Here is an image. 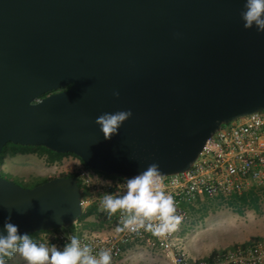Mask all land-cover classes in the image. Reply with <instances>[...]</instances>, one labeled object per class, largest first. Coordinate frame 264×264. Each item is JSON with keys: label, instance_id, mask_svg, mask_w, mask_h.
Here are the masks:
<instances>
[{"label": "water", "instance_id": "95a60500", "mask_svg": "<svg viewBox=\"0 0 264 264\" xmlns=\"http://www.w3.org/2000/svg\"><path fill=\"white\" fill-rule=\"evenodd\" d=\"M243 7L0 0V152L42 145L121 176L188 169L223 123L264 111V32L244 27ZM128 109L104 138L96 117ZM81 195L75 176L24 186L0 173V231L9 217L29 234L70 224Z\"/></svg>", "mask_w": 264, "mask_h": 264}, {"label": "built area", "instance_id": "2783aa9c", "mask_svg": "<svg viewBox=\"0 0 264 264\" xmlns=\"http://www.w3.org/2000/svg\"><path fill=\"white\" fill-rule=\"evenodd\" d=\"M75 172L80 181L82 214L70 223L72 227L39 231L38 243L60 249L76 236L94 255L108 250L110 264H264V234L205 255H191L184 240L195 200L227 199L246 190H264V111L223 123L188 169L160 174L164 190L173 196L176 214L181 217L171 232L157 235L146 227L131 231L123 226L119 211L109 216L103 209V196L122 195L125 180L131 176L109 174L83 161ZM151 252L161 254V259L151 263L140 254Z\"/></svg>", "mask_w": 264, "mask_h": 264}, {"label": "clouds", "instance_id": "9594fccd", "mask_svg": "<svg viewBox=\"0 0 264 264\" xmlns=\"http://www.w3.org/2000/svg\"><path fill=\"white\" fill-rule=\"evenodd\" d=\"M241 18L245 28L255 26L257 31L264 32V0H244ZM131 115V109L104 112L96 117V123L104 138L110 139ZM125 189L122 195L108 193L103 196L101 204L109 216L119 211L123 226L131 231L146 227L160 235L177 228L181 217L176 214L173 196L164 190L158 163H151L143 171L126 178ZM3 229L0 231V255L18 252L27 264H110L108 250L102 249L94 255L91 247L81 244L76 236L60 249L55 246L49 249L44 243L34 241L29 233L19 232L18 225L11 222L10 217L6 218Z\"/></svg>", "mask_w": 264, "mask_h": 264}, {"label": "rangeland", "instance_id": "374dc122", "mask_svg": "<svg viewBox=\"0 0 264 264\" xmlns=\"http://www.w3.org/2000/svg\"><path fill=\"white\" fill-rule=\"evenodd\" d=\"M81 162L82 160L75 154H64L60 159L48 162L47 153L40 149L21 147L13 150L9 144L0 164V171L3 176L21 185L33 186L43 177L75 172ZM258 195L257 204L252 201L238 204L219 199L195 200L185 228L184 240L187 251L191 255H205L213 249L263 235L264 190L260 189ZM72 226L73 224H69L62 227ZM29 235L38 243V232ZM44 244L49 249L52 247L50 243ZM140 254L147 261L161 257V254L155 252ZM134 255L138 254L134 253ZM0 262L2 264H25V258L18 252H13L11 255H0Z\"/></svg>", "mask_w": 264, "mask_h": 264}, {"label": "trees", "instance_id": "16d2710c", "mask_svg": "<svg viewBox=\"0 0 264 264\" xmlns=\"http://www.w3.org/2000/svg\"><path fill=\"white\" fill-rule=\"evenodd\" d=\"M47 93H45L43 95H46ZM9 144H11V147L13 148V150H18L21 147L22 148L28 147V148H31V149H40L42 152L44 151V152L47 153V160H48V162H54V161L60 159L64 154H73V153H60V152H56V151L51 150L49 148H46L45 146H42V145L30 146V145H20V144H14L12 142H8L3 147V149L0 152V164H1L2 160H3V156H4V153H5V150L7 149V147H8ZM0 173L2 174L1 171H0ZM59 175L75 176L77 178V173L76 172L60 173ZM49 178H51V177H43L41 180L43 182V181L48 180ZM40 181L35 182L34 185L40 183ZM78 181H79V179H78ZM79 183H80V181H79ZM25 186H28V185H25ZM259 190L258 189L257 190L256 189L246 190V191H244L241 194H236V195L231 196L230 198H227V199H219V200H221V201L228 200L229 202H235V203H238V204H244L246 202L252 201L254 204H257V201L259 199V195H258V191ZM256 207H257V205H256ZM39 231H41V230H39ZM39 231H37V232H39ZM255 237H257V236H254L253 238H255ZM253 238H250V239H253ZM215 251H216V249H213L212 250V252H215Z\"/></svg>", "mask_w": 264, "mask_h": 264}, {"label": "crops", "instance_id": "0c3cea01", "mask_svg": "<svg viewBox=\"0 0 264 264\" xmlns=\"http://www.w3.org/2000/svg\"><path fill=\"white\" fill-rule=\"evenodd\" d=\"M38 236V235H37ZM241 241H243V240H241ZM51 249V248H50ZM160 259H161V257H160ZM160 259H158V258H151V260H148V261H151V263H154V262H157V261H159ZM25 264H27V261L25 260Z\"/></svg>", "mask_w": 264, "mask_h": 264}]
</instances>
